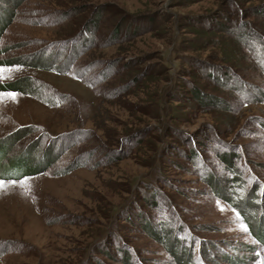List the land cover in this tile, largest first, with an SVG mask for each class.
<instances>
[{"label":"rangeland","instance_id":"obj_1","mask_svg":"<svg viewBox=\"0 0 264 264\" xmlns=\"http://www.w3.org/2000/svg\"><path fill=\"white\" fill-rule=\"evenodd\" d=\"M0 69V264H264V0H0Z\"/></svg>","mask_w":264,"mask_h":264},{"label":"snow or ice","instance_id":"obj_2","mask_svg":"<svg viewBox=\"0 0 264 264\" xmlns=\"http://www.w3.org/2000/svg\"><path fill=\"white\" fill-rule=\"evenodd\" d=\"M4 71H10V70L0 69V75H2ZM5 96L11 100H15L16 98L15 93H7V94L0 93V100H3ZM9 183L15 184L16 181H10ZM21 183H27V180L21 181ZM4 187H5V182L3 180H0V188H4ZM243 230L247 232L248 229L246 226H243Z\"/></svg>","mask_w":264,"mask_h":264},{"label":"trees","instance_id":"obj_3","mask_svg":"<svg viewBox=\"0 0 264 264\" xmlns=\"http://www.w3.org/2000/svg\"><path fill=\"white\" fill-rule=\"evenodd\" d=\"M24 173H26V172H24ZM31 173H33V172H31ZM35 173V172H34ZM4 176V171H0V177H3ZM262 200H264V198H261ZM259 224H264V222L262 223L261 221L260 222H258ZM264 234V233H263ZM262 234V236H260L261 238H263L264 239V235ZM260 238V239H261ZM262 240V239H261Z\"/></svg>","mask_w":264,"mask_h":264}]
</instances>
